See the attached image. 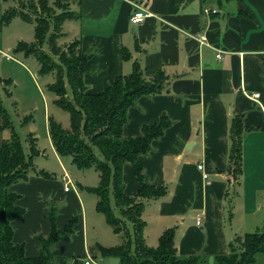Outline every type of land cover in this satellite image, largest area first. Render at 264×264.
Here are the masks:
<instances>
[{
	"label": "crops",
	"instance_id": "crops-1",
	"mask_svg": "<svg viewBox=\"0 0 264 264\" xmlns=\"http://www.w3.org/2000/svg\"><path fill=\"white\" fill-rule=\"evenodd\" d=\"M21 1L29 0H0V26L20 17L2 23L12 2L18 5ZM59 1L76 16L62 25L60 39L65 41L61 46L80 42L79 49L86 56L88 93L104 92L119 76L131 73L135 61L147 78L160 70L168 77L163 92L140 97L129 109L123 128L126 137L140 136L145 124L156 123L163 115L171 121L147 154L123 166L126 194L137 193L139 170L145 182L167 188L165 196L145 201V243L152 245L148 243L152 234L146 232L151 222L156 226L155 246L165 230L175 228L179 255H204L213 263L217 255L230 252L229 244L237 237L259 231L264 222V0ZM135 5L152 15L132 24ZM205 8L216 12L206 14ZM3 29L0 27V48L7 38ZM201 36L205 41H200ZM124 50L129 51V59H123ZM255 94L259 97L254 98ZM235 114L243 115L246 129L240 176L229 171L228 159L229 130ZM6 138L5 130L0 132V143ZM51 179L30 173L27 181L11 188L19 195L17 204L26 209L12 222L14 241L25 244L30 257L40 252L38 236L50 232L46 199L62 189L60 182ZM73 180L77 187L88 190L97 186L100 178ZM72 197L83 208L79 196ZM73 210L69 217L57 215L58 227L69 222ZM80 222L82 250L76 254L86 260L91 257L84 216L77 225ZM69 245L61 240L55 247L66 256H75L68 251Z\"/></svg>",
	"mask_w": 264,
	"mask_h": 264
},
{
	"label": "trees",
	"instance_id": "trees-1",
	"mask_svg": "<svg viewBox=\"0 0 264 264\" xmlns=\"http://www.w3.org/2000/svg\"><path fill=\"white\" fill-rule=\"evenodd\" d=\"M20 6L27 11L11 8L5 12L2 23L8 24L16 16L31 22L30 13H33L35 40L30 43L19 42L14 51L26 56L34 55L41 66V73L56 67V82L50 85V90L56 95L55 103L70 115L69 129L49 118L48 133L53 146L58 155L70 156L79 169H94L99 173V184L88 188V191L97 196L95 208L105 216L114 233H124L126 236L121 245H100L102 256L116 257L119 264H210L209 258L204 255H179L175 244V228L165 230L157 246L150 247L145 243V201L165 196V186L145 182L139 170L136 173L139 182L137 193H125L124 164L133 163L140 155L147 154L153 141L162 137L171 125L169 117L163 115L158 122L145 124L140 136L126 137L123 128L128 121V111L136 106L140 97L164 91L168 81L165 72L160 70L155 76L147 78L140 63L135 61L132 72L119 76L104 92L88 93L84 82L86 56L79 49L80 42L73 41L67 47L58 44L63 35L62 25L66 20L76 17L74 12L59 0L21 1ZM46 42L50 47L49 53L43 50ZM130 57L129 51L124 50L123 59ZM10 81L11 79L0 78V84ZM0 119V132L6 129L12 132L9 138L0 143V264H70L55 246L61 240L70 241L79 216H73L60 228L56 223L55 209L52 212L49 209L47 218L50 232L47 236H38L41 246L37 256H27L25 244L14 241L12 222L21 218L26 209L17 204L19 195L11 188L18 182L28 180L38 151L31 139L30 153L25 152L23 142L10 123L1 99ZM245 130L243 115L235 114L229 130L228 159L229 171L236 176L243 174ZM41 173L42 176L51 178L49 173ZM129 225L133 238L129 234ZM229 246L230 252L217 255L215 263L255 264L258 255L264 254V231L239 236ZM72 264H85V260L72 256Z\"/></svg>",
	"mask_w": 264,
	"mask_h": 264
},
{
	"label": "rangeland",
	"instance_id": "rangeland-1",
	"mask_svg": "<svg viewBox=\"0 0 264 264\" xmlns=\"http://www.w3.org/2000/svg\"><path fill=\"white\" fill-rule=\"evenodd\" d=\"M15 1L19 2V0ZM16 2H12V8H17L19 11H27L20 6V3L17 5ZM30 16L32 19L31 22L17 17L10 25L0 26L4 28V33L7 36L5 45L2 46L3 48H0L2 49L0 50V78L4 80L11 79L9 83L3 82L0 84V99L2 105L8 113L10 123L16 134L23 142L27 154L30 153L31 139L34 141L38 155L34 156L35 167L31 171V176L36 174L41 175V171H44L51 175V180L62 184L60 193L54 192L50 198L46 199V201L48 200V206L46 205L47 211L49 207L50 212L55 209L56 215H68L69 217L71 209L74 208L72 212L73 216H79V219L81 217L83 219V216L85 218L86 243L89 256L99 264H119V260L116 257H102L97 244L99 243L104 247L121 245L126 239L125 234H116L113 232L105 216L95 208L97 202L96 194L85 188L77 187L76 181L73 180L75 178H94L95 181V178H100L99 173L94 169H79L72 162L70 156L62 157L54 153L53 143L48 133L49 118L60 123L65 129L70 128L69 113L55 103L56 95L50 90V85L56 82V67L51 71L41 73V66L34 55L26 56L23 53L15 54L13 51L18 41L30 43L35 40V15L30 13ZM49 36L50 32L48 34ZM64 41L65 39L58 40L60 45ZM43 50L48 53L50 52V47L47 42L44 44ZM4 53L9 58L5 57L3 55ZM55 60L58 59L55 58ZM68 90L70 91V89ZM5 133L7 138H9L12 132L10 129H6ZM203 173L205 172L203 171ZM68 178H71L72 181L65 185L66 180H69ZM88 182L96 183L91 182V180H88ZM64 186H67L71 192L66 193ZM72 194L79 196L83 203V208H80L77 200H73ZM155 227L153 222H151L146 228L147 234H152V236L148 237V243H152L150 245L152 247H155L157 244V232L154 231ZM259 227V231H264V222H261ZM252 231L254 232L256 229ZM130 232L129 234L133 238L131 227ZM80 234L81 222L76 226L69 241L70 248L68 251L74 252L73 255L75 256L82 250ZM244 235L242 234L240 236ZM132 249H134V243H132ZM64 256L72 264V256ZM77 257L84 258L81 255ZM210 264L217 263L214 261ZM236 264H239V262ZM255 264H264V254L258 255Z\"/></svg>",
	"mask_w": 264,
	"mask_h": 264
},
{
	"label": "built area",
	"instance_id": "built-area-1",
	"mask_svg": "<svg viewBox=\"0 0 264 264\" xmlns=\"http://www.w3.org/2000/svg\"><path fill=\"white\" fill-rule=\"evenodd\" d=\"M204 12L206 14H209V13H215L216 10H211L209 8H205L204 9ZM152 14L149 13L147 10H145V8L143 7H140L139 5H135V10L133 11V13L130 15V22L132 24H139L143 21L146 20V18H148L149 16H151ZM200 41H205V36H201L200 38ZM5 57L9 58V56H6V54L4 53L3 54ZM217 57H220V55H218ZM256 97H259V94H255L254 95V98ZM199 169H203V165H199ZM203 176L204 178H207L208 177V174L207 173H203ZM71 182V180H68L67 183ZM72 184V183H71ZM68 187L65 186V191H68ZM201 221V217L198 218V222L197 223H200ZM85 264H99L98 262H96L94 259L92 258H87L86 261H85Z\"/></svg>",
	"mask_w": 264,
	"mask_h": 264
}]
</instances>
